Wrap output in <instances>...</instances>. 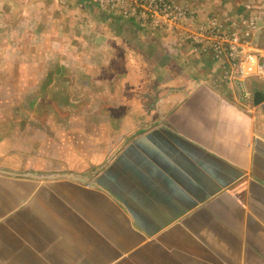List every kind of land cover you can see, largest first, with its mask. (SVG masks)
I'll list each match as a JSON object with an SVG mask.
<instances>
[{
	"label": "crops",
	"instance_id": "obj_1",
	"mask_svg": "<svg viewBox=\"0 0 264 264\" xmlns=\"http://www.w3.org/2000/svg\"><path fill=\"white\" fill-rule=\"evenodd\" d=\"M84 1L0 0V264H264V0H192L244 88Z\"/></svg>",
	"mask_w": 264,
	"mask_h": 264
},
{
	"label": "built area",
	"instance_id": "obj_2",
	"mask_svg": "<svg viewBox=\"0 0 264 264\" xmlns=\"http://www.w3.org/2000/svg\"><path fill=\"white\" fill-rule=\"evenodd\" d=\"M104 12L118 15L132 21L142 29L160 31L163 34L176 36L183 44L189 43L193 48L214 58L225 57L235 69L234 80L240 88H244L249 71L246 64L245 43H240L231 30H222L210 21L206 26L197 24V14L170 0H88ZM188 23L191 30H182V24ZM257 66L264 74V56L257 57ZM238 76L237 79H235ZM244 99L248 94L244 92Z\"/></svg>",
	"mask_w": 264,
	"mask_h": 264
},
{
	"label": "rangeland",
	"instance_id": "obj_3",
	"mask_svg": "<svg viewBox=\"0 0 264 264\" xmlns=\"http://www.w3.org/2000/svg\"><path fill=\"white\" fill-rule=\"evenodd\" d=\"M88 4H92V3H89V1L88 0H85ZM84 1V2H85ZM170 1H173V2H175V3H177V4H179L180 6H182V7H185V8H187V9H189V10H191L192 12H194V13H196L197 14V22H196V26L195 27H193L192 29H197V27H199V26H206V25H208L209 24V22L213 19V18H216V16H212L211 14H207L206 16H204V17H202L201 15H199V13L197 12V11H195V9L193 8L194 6H193V4H194V2H192V0H170ZM245 1V4H243V2ZM247 0H243L242 2H241V4L243 5V6H247ZM82 4V3H81ZM84 4V3H83ZM95 7H97V6H95ZM98 8V7H97ZM247 9L246 10H248V6L246 7ZM100 11H102L100 8H98ZM241 12H243V10L241 11ZM111 14V13H110ZM113 15V14H112ZM242 15H243V13H242ZM113 16H116V17H118V18H120V19H122V20H126V19H124V18H122V17H120V16H118V15H113ZM217 19V18H216ZM221 20H222V22H227V21H231V18H230V16H226L225 18H220ZM218 20V19H217ZM224 20V21H223ZM241 20H243V19H241ZM129 21V20H128ZM130 22H132V21H130ZM243 22H244V20H243ZM134 23V22H133ZM135 24V23H134ZM140 30H143L144 32H146L147 34H152V35H157L158 34V36L161 38V39H167V38H173L172 36H170L171 34H163V33H161L160 31H153V30H149V29H142L141 27H139L137 24H135ZM188 23H183L182 24V27H181V29L182 30H191L188 26ZM218 28H220V27H218ZM221 29V28H220ZM233 32V31H232ZM235 36H236V38L237 39H239L240 40V43H245V44H249V42H248V38H249V34L247 33V32H234L233 33ZM154 35V36H155ZM252 35V34H251ZM257 36H259V34L257 35ZM176 37V36H175ZM177 38V37H176ZM186 44H189V43H186ZM190 45V44H189ZM211 55V54H210ZM212 57H213V55H211Z\"/></svg>",
	"mask_w": 264,
	"mask_h": 264
},
{
	"label": "water",
	"instance_id": "obj_4",
	"mask_svg": "<svg viewBox=\"0 0 264 264\" xmlns=\"http://www.w3.org/2000/svg\"><path fill=\"white\" fill-rule=\"evenodd\" d=\"M257 104H261L264 102V95L260 94L257 96V100H256Z\"/></svg>",
	"mask_w": 264,
	"mask_h": 264
}]
</instances>
